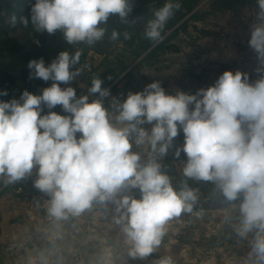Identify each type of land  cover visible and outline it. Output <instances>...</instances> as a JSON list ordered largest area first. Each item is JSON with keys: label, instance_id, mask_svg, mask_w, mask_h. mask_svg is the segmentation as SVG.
<instances>
[{"label": "clouds", "instance_id": "obj_1", "mask_svg": "<svg viewBox=\"0 0 264 264\" xmlns=\"http://www.w3.org/2000/svg\"><path fill=\"white\" fill-rule=\"evenodd\" d=\"M258 7L249 41L259 62L254 83L246 73L224 71L214 85L194 95H171L154 81L122 101L112 98L106 108L104 99L111 93L102 87L101 78L93 77L87 94L80 97L73 87L60 86L82 75L83 69L74 67L80 51H60L47 64L43 58L30 60L29 79L52 83L39 95L24 90L19 100L0 101V176L16 182L38 165L35 186L51 195L48 211L57 219L80 215L94 200L111 201L119 214L116 222L123 224L131 244L129 257L143 259L160 245L166 222L190 212L189 201L194 203L196 196L186 183L175 191L155 159L140 164L139 154L130 151V138L164 156L173 147L179 125L185 143L175 149V156L183 151L188 157L184 176L214 182L230 202L243 195L239 235L255 233L245 264H264V0H258ZM180 8L179 2L169 0L153 9L145 22L143 17L127 19L133 11L131 0H35L30 19L22 16L19 21L49 36L59 31L68 44L93 45L105 36L102 25L118 15L130 26L143 21L145 37L158 44L166 23ZM9 23L15 27V14ZM118 37L113 30L111 40ZM95 94L99 98L90 99ZM6 95L7 90L0 91V96ZM57 105L70 115L51 111ZM45 108L49 111L42 115ZM153 122L150 133L141 127ZM136 188L140 199H116L121 189Z\"/></svg>", "mask_w": 264, "mask_h": 264}, {"label": "rangeland", "instance_id": "obj_2", "mask_svg": "<svg viewBox=\"0 0 264 264\" xmlns=\"http://www.w3.org/2000/svg\"><path fill=\"white\" fill-rule=\"evenodd\" d=\"M214 1L201 0L197 7L199 19L189 20L186 27L178 31L169 41L163 39L160 47L149 59L142 60L157 44L137 58H131L127 50L119 44L115 45L109 56L97 57L95 66L100 69L102 87L109 81V76L113 79L107 87L112 89H110L111 95L104 99V106L109 107L112 98L122 101L127 98L129 92L143 91L154 81L161 82L166 94L175 95L177 91H182L194 95L197 90L214 85L224 71H232L233 75L236 71L246 73L249 76V83L259 79L256 71L259 67L257 53L249 44L253 26L258 22L259 8L255 7L252 0H217L216 4ZM170 31L163 37H166ZM78 68L83 69L82 75L68 85L60 86L73 87L77 97H80L86 95L88 88L91 87L92 75L87 66ZM97 98H99L98 94L90 97V99ZM189 108L193 109L194 104ZM48 111L46 109L42 114ZM51 111L70 115L65 113L60 105L55 106ZM113 122L115 123L114 120ZM154 123L147 124L146 130L149 133ZM184 143L185 134L178 125V135L173 138V147L164 156H175V149H182ZM149 150L154 156L160 155L158 152L153 153L150 145ZM180 154L187 162L186 153L181 151ZM179 159L182 160L181 155ZM185 165L186 163L183 167ZM170 183L178 193L186 183L188 188L194 191L196 198L208 202L204 214L195 215L200 208L189 202L192 205L190 212L182 211L179 216L166 222L161 243L152 254L143 259H132L128 256L126 259L123 258L125 263L121 260L114 264H161L165 259H170L171 264H245L255 233H249L246 237L239 235L240 205L243 195L241 194L239 200L230 202L212 181L186 177ZM139 197L136 194L132 196L136 199ZM225 206L231 211L224 228L208 229L204 224L200 232L196 231L199 227L195 229L192 226V222L196 219L206 216V210ZM121 227L123 228V224H116L117 234ZM209 232L213 234L210 235ZM124 242L128 244H123ZM124 242L122 245L125 248L131 247L128 241ZM104 245L107 247V241L95 242V250ZM248 264H252V261H248Z\"/></svg>", "mask_w": 264, "mask_h": 264}, {"label": "crops", "instance_id": "obj_3", "mask_svg": "<svg viewBox=\"0 0 264 264\" xmlns=\"http://www.w3.org/2000/svg\"><path fill=\"white\" fill-rule=\"evenodd\" d=\"M251 2L259 8L258 0ZM141 127L147 129V124ZM80 135L77 133V137ZM130 143V151L139 154L140 164L144 165L150 159H155L160 164L162 173L170 171L169 167L174 169L176 177L166 174L170 182L186 178L181 159L176 156H154L148 144L137 146L134 138H130ZM38 179V165L34 166L30 174L16 182L8 183L6 176H0V264H114L121 260L125 263L130 248L122 245L124 241H128L123 228L119 229V234L116 233L119 214L115 211L114 203H102L97 199L78 216L68 213L66 219L55 218L49 222L33 205L36 193L51 196L35 186ZM135 194L141 198L138 188L121 189L116 199ZM230 211L228 206L206 210V216L196 219L192 226L195 229L199 227L196 231L200 232L204 224L208 229L224 228ZM98 241H107V247L104 245L95 250V242ZM12 243L18 244V247L10 252L5 251V247Z\"/></svg>", "mask_w": 264, "mask_h": 264}, {"label": "trees", "instance_id": "obj_4", "mask_svg": "<svg viewBox=\"0 0 264 264\" xmlns=\"http://www.w3.org/2000/svg\"><path fill=\"white\" fill-rule=\"evenodd\" d=\"M131 2L133 11L127 19L131 21L134 18L143 17L146 22L152 18L153 9L162 7L169 0H131ZM171 2H179L181 8L174 12V15L166 23L161 33L163 36L171 30L164 37L165 41H169L178 31L184 29L189 20L199 19L197 7L201 0H171ZM217 2V0L214 1L215 4ZM34 3L35 0H0V91L7 90L8 92V95L0 96V101H10L13 98L19 100L24 90L39 95L42 89L51 86L52 81L45 82L41 79H29L30 70L27 64L32 59L43 58L47 64L60 51H68L70 55L80 51L82 53L80 62L74 67L87 66L93 79V77L101 78L100 69L95 66V59L99 56H109L115 45H122L131 58L141 56L143 52H146L154 45L144 35L143 21H138L135 25L130 26L123 23L118 15L111 16L107 24L102 25L106 27L107 31L100 41L95 42L93 45L83 42L68 44L63 37V33L59 31L49 36L46 32H36L31 23H29L28 27H24L20 23L19 18L22 16L30 19V8ZM13 14L17 17L15 27H12L9 23ZM113 30L119 33V37L115 41L110 38ZM125 33L128 34L127 39L125 38ZM159 47L160 43L150 49L142 60L152 57ZM112 81L113 79L109 80L104 84L103 88H107ZM20 102L22 103L23 101ZM180 155L183 162L186 163L185 157L182 154ZM169 168L170 171H164L163 174L169 173L176 177L174 169L172 167Z\"/></svg>", "mask_w": 264, "mask_h": 264}, {"label": "built area", "instance_id": "obj_5", "mask_svg": "<svg viewBox=\"0 0 264 264\" xmlns=\"http://www.w3.org/2000/svg\"><path fill=\"white\" fill-rule=\"evenodd\" d=\"M51 196H48L42 192L36 193L33 196V205L43 214V216L45 217V219L47 221H53V219H55L56 217L50 215L48 209L51 206ZM203 215L204 214V209H198L197 212H195V215ZM18 247V244H9L5 247V251H12L14 249H16Z\"/></svg>", "mask_w": 264, "mask_h": 264}, {"label": "water", "instance_id": "obj_6", "mask_svg": "<svg viewBox=\"0 0 264 264\" xmlns=\"http://www.w3.org/2000/svg\"><path fill=\"white\" fill-rule=\"evenodd\" d=\"M189 202H191V201H189ZM191 203H193V202H191ZM193 204L195 205V207L200 208V209H204V208L208 207V203L206 201H201L197 198Z\"/></svg>", "mask_w": 264, "mask_h": 264}]
</instances>
